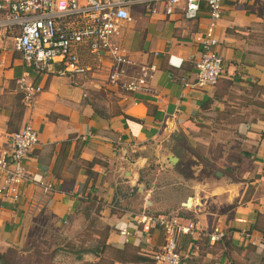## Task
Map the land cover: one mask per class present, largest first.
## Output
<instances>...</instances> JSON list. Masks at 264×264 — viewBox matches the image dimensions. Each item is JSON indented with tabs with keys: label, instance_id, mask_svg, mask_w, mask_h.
<instances>
[{
	"label": "crops",
	"instance_id": "1",
	"mask_svg": "<svg viewBox=\"0 0 264 264\" xmlns=\"http://www.w3.org/2000/svg\"><path fill=\"white\" fill-rule=\"evenodd\" d=\"M56 3L61 7L63 0ZM155 8L151 13L134 0L114 38L134 61L155 66L145 93L108 85L102 69L34 71L13 48L15 30L0 27V148L8 133L29 123L38 141L21 164L52 186L41 193L26 182L16 201L0 196V264L145 263L133 257H150L161 235L151 229L148 243L141 242L133 216L144 207L150 213L168 208L179 223H194L191 236L176 237L186 264H264V249L256 245L264 240V0H222L213 28L221 56L214 85H191L188 59L199 54L203 7L192 20L181 18L179 6L166 16L161 3ZM79 54L89 62L86 49ZM20 75L39 87L29 101L16 87ZM236 84L259 101L231 100L227 93ZM234 106L242 140L232 164L216 171V183L181 188L175 180L154 185L147 179L151 156L166 170L162 162L170 155L160 143L174 130L210 108L218 113ZM163 197H171V205ZM213 226L224 234L209 243L205 234ZM121 228L130 236L119 235ZM85 232L92 239L67 251L63 239L76 242Z\"/></svg>",
	"mask_w": 264,
	"mask_h": 264
},
{
	"label": "built area",
	"instance_id": "2",
	"mask_svg": "<svg viewBox=\"0 0 264 264\" xmlns=\"http://www.w3.org/2000/svg\"><path fill=\"white\" fill-rule=\"evenodd\" d=\"M136 1L151 13H155V6L161 3L165 16L172 14L175 7L179 6L180 16L184 20L194 19L203 7L206 24L200 35L195 37L199 54L188 59L194 76L191 85H214L221 71V56L216 51L218 40L213 28L222 12V0ZM133 2L63 0V5L59 7L56 0H0V27L15 30L13 48L20 53L23 63L34 71L73 75L102 69L108 85L116 86L126 93H145L150 90L149 82L155 66L149 62L134 61L114 39L119 23L128 20V6ZM81 47L90 54L87 63L80 58ZM16 87L25 101L32 99L39 91V87L27 83L21 75L16 79ZM36 141L38 133L27 123L8 133L5 148H0V196L8 201H16L18 186L26 182H35L41 193L52 188L50 182L28 174L21 164ZM133 218L142 243H148L151 229H158L161 235L157 248L150 253L151 261L136 264H186L176 249V237L178 233L191 236L194 223L181 224L169 213H150L145 207L134 213ZM117 233L125 238L131 234L123 228ZM223 234L220 228L213 226L205 238L207 242L213 243L220 241ZM256 245L264 249V240Z\"/></svg>",
	"mask_w": 264,
	"mask_h": 264
},
{
	"label": "rangeland",
	"instance_id": "3",
	"mask_svg": "<svg viewBox=\"0 0 264 264\" xmlns=\"http://www.w3.org/2000/svg\"><path fill=\"white\" fill-rule=\"evenodd\" d=\"M227 94L231 100L240 95L249 101H259L253 92H242L237 84L233 85ZM235 110L234 106L217 113L214 108H210L202 112L196 122L191 121L174 130L160 143V150L170 155L168 159L162 160L166 170L159 168L161 162L159 164L153 161L157 160V156H151V163L145 167L147 170L144 172L147 179L154 185L169 184L175 180L180 182V185H173L181 188L193 182L207 181L208 185L216 183V171L221 170L222 166L232 164V157L242 140L237 129L238 117L233 114ZM168 201H171V197H163V203L167 206L172 203ZM164 209L162 212L170 211L168 208ZM76 239L81 241L80 244L77 240L73 242L63 239L67 251L73 250V247H82V244L92 237L87 236L85 232ZM72 255L73 253H70V256Z\"/></svg>",
	"mask_w": 264,
	"mask_h": 264
},
{
	"label": "trees",
	"instance_id": "4",
	"mask_svg": "<svg viewBox=\"0 0 264 264\" xmlns=\"http://www.w3.org/2000/svg\"><path fill=\"white\" fill-rule=\"evenodd\" d=\"M135 260H147V262L149 263L151 261V257H145V256H141V255H135L133 257ZM145 262V263H147Z\"/></svg>",
	"mask_w": 264,
	"mask_h": 264
},
{
	"label": "water",
	"instance_id": "5",
	"mask_svg": "<svg viewBox=\"0 0 264 264\" xmlns=\"http://www.w3.org/2000/svg\"><path fill=\"white\" fill-rule=\"evenodd\" d=\"M187 200V199H186Z\"/></svg>",
	"mask_w": 264,
	"mask_h": 264
}]
</instances>
